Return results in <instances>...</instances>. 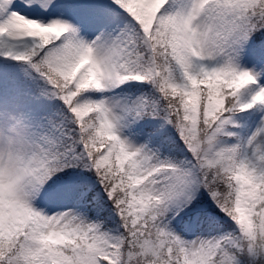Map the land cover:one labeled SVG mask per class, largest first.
Here are the masks:
<instances>
[{
	"label": "snow or ice",
	"instance_id": "6c2138e0",
	"mask_svg": "<svg viewBox=\"0 0 264 264\" xmlns=\"http://www.w3.org/2000/svg\"><path fill=\"white\" fill-rule=\"evenodd\" d=\"M0 56L61 101L0 150V264H264V122L220 140L264 0H0Z\"/></svg>",
	"mask_w": 264,
	"mask_h": 264
},
{
	"label": "trees",
	"instance_id": "16d2710c",
	"mask_svg": "<svg viewBox=\"0 0 264 264\" xmlns=\"http://www.w3.org/2000/svg\"><path fill=\"white\" fill-rule=\"evenodd\" d=\"M16 61V60H15ZM23 63V64H22ZM0 69H6L7 71L13 72H23L24 74H16L18 77L28 76L32 81L33 87L31 91V98L28 103L29 111L37 110L39 114L42 115L41 110L39 109L41 105L45 102H50L52 110H55L59 106L58 98L52 96L50 93L46 92L48 86L46 85L44 79H42L39 74L32 69V67L24 61H16V64H11L10 66H2L0 62ZM250 89V85H247L243 90L239 91L236 97L229 98V104H235L236 107L231 111L226 112L224 115L227 117V121L223 126L224 131L231 132L233 136H225L223 134L220 135V140L226 143H232L237 138H241L242 135L247 130L252 118L259 110V106L253 107V109L240 111L238 105L242 103L244 98V93ZM38 123L41 121V118L38 117ZM235 137V138H233Z\"/></svg>",
	"mask_w": 264,
	"mask_h": 264
},
{
	"label": "rangeland",
	"instance_id": "374dc122",
	"mask_svg": "<svg viewBox=\"0 0 264 264\" xmlns=\"http://www.w3.org/2000/svg\"><path fill=\"white\" fill-rule=\"evenodd\" d=\"M241 66L245 68L251 67V65L245 64L243 63V61H241ZM16 74L23 75L24 73L20 71L14 74L8 73L7 71H0V107H11L26 112L31 116L34 124H37V117H40L41 121H44L46 117L53 111L51 105L45 103L41 107V112L43 113V115H40L39 112L36 113L37 110L31 113L28 112L27 102L29 101L31 86L27 79H18ZM258 78L260 80L256 83L255 87L252 88L251 92L247 93L244 103H246L250 99L251 95L257 90L258 86H264V76H258ZM262 122H264V106L262 108V111L256 117L247 137Z\"/></svg>",
	"mask_w": 264,
	"mask_h": 264
},
{
	"label": "clouds",
	"instance_id": "9594fccd",
	"mask_svg": "<svg viewBox=\"0 0 264 264\" xmlns=\"http://www.w3.org/2000/svg\"><path fill=\"white\" fill-rule=\"evenodd\" d=\"M31 116L11 107H0V150L5 152L31 144L36 135Z\"/></svg>",
	"mask_w": 264,
	"mask_h": 264
}]
</instances>
